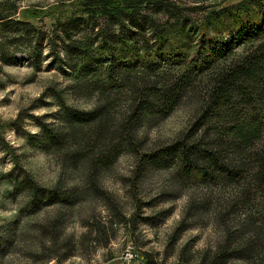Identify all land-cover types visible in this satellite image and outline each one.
<instances>
[{
	"label": "rangeland",
	"instance_id": "374dc122",
	"mask_svg": "<svg viewBox=\"0 0 264 264\" xmlns=\"http://www.w3.org/2000/svg\"><path fill=\"white\" fill-rule=\"evenodd\" d=\"M122 1L0 3L14 5L19 11L16 16L48 33L58 21L84 17L73 26L71 36H87L97 48L91 25L104 27L109 19L101 14L92 19L89 13L121 7ZM256 1L149 0L137 18L146 21L145 38L128 18H122L124 30L117 23L112 25L115 34L126 42L118 47V56L132 57L136 52H129L128 39H138L144 48L139 52L150 63L168 69L175 66L174 72L186 67L196 72V85L202 92L200 78L210 73L207 67L228 64L250 46L242 37L248 28L264 20L263 9ZM9 31L0 27V38ZM58 31L61 35L59 26ZM13 34L19 35L13 31L10 36ZM146 40L151 49L146 48ZM42 43L40 69L32 57L13 48L8 62L0 59V264H208L227 239L246 242L256 226L262 227L264 239V194L244 192L242 180L235 183L225 174L201 180L179 174L174 166L145 168L137 180L134 146L122 148L113 165L89 180L31 143L29 135L40 130L32 115L55 123L54 114L61 101L89 109L97 99L94 92L73 91L79 81L72 75L73 62L64 58L63 40L57 38L53 50L49 48L50 38ZM199 95L184 96L163 120L142 122L138 126L139 135L144 136L142 151H151L187 133L202 102ZM20 115L22 119L18 120ZM227 152L229 157L233 155L231 150ZM21 171L30 173L47 189L76 188L74 203L45 205L27 215L29 197L15 188L16 175ZM257 202L261 206L257 207ZM203 257L208 261L204 263ZM228 264H264V250L247 258L233 257Z\"/></svg>",
	"mask_w": 264,
	"mask_h": 264
},
{
	"label": "trees",
	"instance_id": "16d2710c",
	"mask_svg": "<svg viewBox=\"0 0 264 264\" xmlns=\"http://www.w3.org/2000/svg\"><path fill=\"white\" fill-rule=\"evenodd\" d=\"M148 1L123 0L121 7H104L97 11L100 13L90 12L92 19L100 14L109 19L104 27L91 25V32L98 41L97 48L93 47L94 40L88 41L87 36H71L73 26L84 17L58 21L54 30L48 33L31 21L16 16L19 11L14 5L0 3V27L10 30L0 38L2 61L8 62L13 48L15 52L32 57L33 64L40 69L42 41L50 38L49 48L53 50L57 38H61L64 58L73 62L70 64L72 75L79 81L73 86V91L94 92L97 97L89 109H79L61 101L54 114L55 123L43 122L39 116L32 115L40 130L31 133L29 141L57 156L66 167H72L89 180H95L102 169L113 165L122 148L134 146L138 159L134 168L137 180L145 168L174 166L179 174L201 180L209 175L210 179H215L225 174L235 183L245 182L244 192L264 194V20L242 35L250 46L241 57L228 64H217L212 69L207 67L210 73L200 78L203 84L201 92L196 85V72L187 67L174 72L172 68L175 66L168 69L150 63L140 54L144 48L138 39H128L131 42L129 52H136L132 57L118 56V47L125 45V38L120 39L112 25L117 23L124 30L122 18H128L145 38L146 21H137V18ZM256 2L264 12V0ZM13 31L19 35L10 36ZM148 42H145L147 49L150 48ZM20 45L27 48L20 49ZM51 54L56 53L51 51ZM187 94L202 95L196 119L188 132L168 144L148 152L142 151L144 136L139 135L138 126L150 119H165ZM21 119L20 115L18 120ZM17 121L12 124L15 126ZM4 143L12 147L6 141ZM229 150L233 153L231 157ZM21 172L16 175L15 188L29 197L25 209L27 215L34 214L45 205L74 203L76 188L68 191L47 189L38 184L30 173ZM259 203H256L257 207L261 206ZM261 234L262 227L256 226L246 242L227 239L208 264H228L233 257L247 258L260 253L264 250ZM207 258L203 257L202 261L207 262Z\"/></svg>",
	"mask_w": 264,
	"mask_h": 264
}]
</instances>
